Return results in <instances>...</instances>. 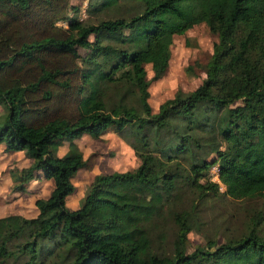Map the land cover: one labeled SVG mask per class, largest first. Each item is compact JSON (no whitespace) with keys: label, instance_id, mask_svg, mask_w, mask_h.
<instances>
[{"label":"trees","instance_id":"obj_1","mask_svg":"<svg viewBox=\"0 0 264 264\" xmlns=\"http://www.w3.org/2000/svg\"><path fill=\"white\" fill-rule=\"evenodd\" d=\"M69 1L0 0V143L33 159L11 170L12 190L37 170L54 182L36 216L0 217V264H264V0H95L88 11L110 17L65 27ZM203 21L217 35L205 78L154 112L145 65L162 76L174 36ZM110 129L138 165L96 173L79 207H67L86 166L74 139ZM211 197L237 209L188 252ZM165 220L170 253L152 248L167 237Z\"/></svg>","mask_w":264,"mask_h":264},{"label":"rangeland","instance_id":"obj_2","mask_svg":"<svg viewBox=\"0 0 264 264\" xmlns=\"http://www.w3.org/2000/svg\"><path fill=\"white\" fill-rule=\"evenodd\" d=\"M91 1L95 0H70V7L67 10L66 19L58 20L57 24L67 27L69 20L72 18H77L84 22H96L100 20V18H108L111 16L109 11L97 13L89 12L88 7ZM131 10L132 8H130V6L123 3V7L119 13L129 16L131 15L129 14ZM90 39H93V37L91 36ZM216 40L217 35L209 30L207 22L203 21L194 24L185 33L174 36L173 43L170 47L171 55L168 68L162 76L154 78L151 65H145L147 71L146 77L149 80V102L154 112L158 110V106L161 102L166 98L173 97L178 89L187 92L195 89L202 82L206 76V63L212 54L213 44ZM78 51L81 55L86 53V49L80 46L78 47ZM3 112L4 108L0 104V118ZM74 141L83 151V155L86 159V166L77 172L76 177L73 179V183L76 185L75 190L66 198V205L71 209L79 207L93 175L114 170L124 171L136 167L139 163V159L134 154L133 149L111 129L105 132L99 139H94L88 134H83L74 139ZM0 144L3 147L0 149V166L3 168L1 169L0 175L3 176L4 171L6 172V170L9 169L12 178L11 191H16L12 190L14 179L11 170L22 169L20 167L21 163L18 158H15L18 167L15 163H12L11 160H8L3 154V152H7L5 143L1 142ZM68 148L69 141L63 140L62 143L55 148V154L64 155ZM16 153L22 156V165H26L27 163L23 162L24 157H28L25 152L18 151ZM214 156H216L215 153L210 154L209 159L212 160ZM32 162L33 159L31 163ZM31 163L24 167L30 166ZM209 176L211 180L219 182L216 164L211 167ZM41 180L45 183V189H42L43 194L48 193L49 184H53V179L41 178ZM7 185L8 183L4 180L0 181L1 197L8 190ZM220 185V189L222 190L224 186L221 183ZM41 196L46 198L47 195ZM4 200L5 202L11 201L8 196ZM1 202L3 201L1 200ZM234 209H237V205L230 199L223 198L219 200L217 197H211L199 203L198 216L196 218L197 224H195V227L188 233L186 250L191 252L197 246L204 245L206 239L209 236H213L215 227H218L219 233L222 232L221 226H223L224 219L220 214L225 210L233 211ZM1 213L2 211H0V217ZM31 215L32 212L29 211L27 216ZM168 221L169 220H165L167 226L169 224V227H167V237L160 244L159 242H154L152 246L154 251L172 252L174 225L172 222ZM234 226L236 231L241 227L239 222L234 223ZM218 239L220 241L223 240L220 235H218Z\"/></svg>","mask_w":264,"mask_h":264},{"label":"crops","instance_id":"obj_3","mask_svg":"<svg viewBox=\"0 0 264 264\" xmlns=\"http://www.w3.org/2000/svg\"><path fill=\"white\" fill-rule=\"evenodd\" d=\"M2 148L3 147L0 144V149H2ZM18 151H23V150H18ZM18 151H7V152H3V154L6 156V158H8V160H11L12 163H15L17 166H18L17 160H15V158H18L19 162L21 163L20 167L24 168V166L31 163L32 159L30 157L28 158L25 156L23 159V162L27 163V164L23 166L22 162H21L22 156H20L19 154L16 153ZM82 168H84V167H82ZM82 168H80V169H82ZM1 169H3V168L0 166V172L2 171ZM41 171L42 170L35 171V177L25 184L24 190H16V191H11L12 178H11L9 169H7L6 172L4 171L3 176L0 175V181L4 180L5 182L8 183V185H7L8 190L6 191V193H4L2 195V197L0 196V211H2L1 216L8 215L10 213H17V214H21V215L26 216V217H33V216L37 215L38 208L35 205L36 198L42 197L41 195H47L46 197H48L50 195V192L53 189V186H54V182L52 185L49 184L50 187H49L48 193L43 194L42 189H45L44 188L45 183L41 180V178H44V179H48V178L44 177L43 172H41ZM76 175H77V173L75 174L73 179L76 177ZM93 177H94V175H93ZM92 179H91V181H92ZM91 181H90V183H91ZM0 188H1V186H0ZM6 195L8 197H10V200H11L10 202L9 201L5 202L4 199L7 198ZM1 200L3 202H1ZM30 202H31V205H30ZM29 211L32 212L31 216H27V213Z\"/></svg>","mask_w":264,"mask_h":264}]
</instances>
